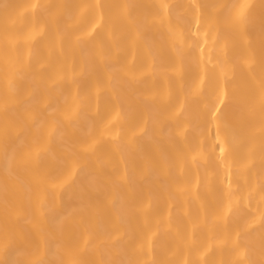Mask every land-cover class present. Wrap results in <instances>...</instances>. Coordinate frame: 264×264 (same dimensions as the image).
<instances>
[{"label": "bare ground", "instance_id": "1", "mask_svg": "<svg viewBox=\"0 0 264 264\" xmlns=\"http://www.w3.org/2000/svg\"><path fill=\"white\" fill-rule=\"evenodd\" d=\"M243 2L0 0V264H264Z\"/></svg>", "mask_w": 264, "mask_h": 264}, {"label": "snow or ice", "instance_id": "2", "mask_svg": "<svg viewBox=\"0 0 264 264\" xmlns=\"http://www.w3.org/2000/svg\"><path fill=\"white\" fill-rule=\"evenodd\" d=\"M249 17V5L247 0L238 5H233L226 16V21L234 26H241L247 23ZM223 151V149H221ZM38 264H43V261L38 262Z\"/></svg>", "mask_w": 264, "mask_h": 264}]
</instances>
